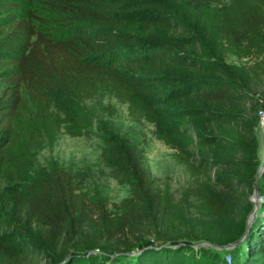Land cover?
<instances>
[{
    "label": "trees",
    "instance_id": "1",
    "mask_svg": "<svg viewBox=\"0 0 264 264\" xmlns=\"http://www.w3.org/2000/svg\"><path fill=\"white\" fill-rule=\"evenodd\" d=\"M228 57L264 58V0H0V184L21 182L60 135H85L90 119L63 100L104 92L175 149L194 179L189 194L223 225L181 241L171 230L176 204L146 170L144 149L106 139L104 162L129 191L115 210L57 167L3 201L60 249L53 264H264V136L258 151L254 139L193 130L239 124L232 109L198 103L243 100ZM212 168L225 171L211 177ZM254 188L256 208L246 196ZM7 226L0 220V264H27L26 243Z\"/></svg>",
    "mask_w": 264,
    "mask_h": 264
},
{
    "label": "rangeland",
    "instance_id": "2",
    "mask_svg": "<svg viewBox=\"0 0 264 264\" xmlns=\"http://www.w3.org/2000/svg\"><path fill=\"white\" fill-rule=\"evenodd\" d=\"M215 1L216 4L227 2V0ZM142 13L138 12L139 15ZM225 61L233 67L241 80L243 100L234 105L222 104L221 106L204 101L198 103L200 107L213 111L232 109L237 115L239 124L238 126L222 125L219 128L208 125L203 130L194 125L193 130L219 137L239 138L244 136L247 139H254L259 144V151L264 136V118L259 113V111L264 112V58L235 60L228 57ZM134 72H139V70ZM63 102L88 116L91 125L85 135L77 138L60 135L55 144H48L41 152L37 153L33 165L23 172L21 182L0 184V220L5 224L8 223V226L2 231L10 233L26 243L32 257L27 264H53L60 249L55 250L46 245L43 240V231L36 224H28L26 221L18 219L13 212V205L5 206L3 201L5 199L8 201L13 192H23L24 186L32 184L36 178L57 167L79 174L82 191L94 200L104 201L109 209L115 210L120 202L128 197L129 191L127 185L113 179L110 169L104 162L103 148L106 139L134 142L144 149L147 157L144 165L146 170L150 172L157 186L162 187L163 184L168 186L172 201L176 204L173 224L175 227L171 230L179 236L181 241L183 239L180 237H186L188 234L200 235L212 232L215 228L217 230L223 228V225H220V220L207 216L200 202L189 194L188 191L194 185V179L178 162L175 149L165 145L162 140L153 135L154 127L151 124L130 120L127 116L126 105L109 97L104 92H98L91 99H80L76 102L63 100ZM192 150L195 155L201 154L197 148L193 147ZM221 171L218 168H212L210 176ZM201 181L205 182V179L202 178ZM217 189L221 190L219 187ZM254 191L257 194V189L254 188L253 192H247L246 196L248 200L255 203L253 201ZM240 193L241 189L236 187L230 195L239 200L242 198ZM161 221V216H159L158 225L162 226L161 229H166L167 226ZM92 232L91 228L83 230L84 235ZM149 242L154 241L150 239ZM192 244L194 246L208 245L205 243ZM75 246L72 245L68 251H74Z\"/></svg>",
    "mask_w": 264,
    "mask_h": 264
},
{
    "label": "water",
    "instance_id": "3",
    "mask_svg": "<svg viewBox=\"0 0 264 264\" xmlns=\"http://www.w3.org/2000/svg\"><path fill=\"white\" fill-rule=\"evenodd\" d=\"M253 201H255L254 206L256 208L257 207L256 206V203H257V194H256V191H254V193H253ZM253 215H254V213L250 216L248 223L251 221Z\"/></svg>",
    "mask_w": 264,
    "mask_h": 264
},
{
    "label": "built area",
    "instance_id": "4",
    "mask_svg": "<svg viewBox=\"0 0 264 264\" xmlns=\"http://www.w3.org/2000/svg\"><path fill=\"white\" fill-rule=\"evenodd\" d=\"M260 115H262V117L264 118V112L263 111H259Z\"/></svg>",
    "mask_w": 264,
    "mask_h": 264
}]
</instances>
